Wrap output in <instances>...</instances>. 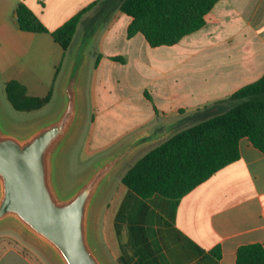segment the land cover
<instances>
[{
    "label": "crops",
    "instance_id": "0c3cea01",
    "mask_svg": "<svg viewBox=\"0 0 264 264\" xmlns=\"http://www.w3.org/2000/svg\"><path fill=\"white\" fill-rule=\"evenodd\" d=\"M98 1L77 32L104 0H0L4 85L16 80L29 96L43 98L52 90L54 94L68 51L52 32ZM21 3L48 33L20 30L16 11ZM132 21L119 10L114 12L98 39V53L86 79V144L92 158L227 99L264 76V0H220L206 16L205 26L174 46L153 48L141 34L129 38ZM119 26L124 40L146 48L148 59L141 64L148 82L139 89L141 103H133L131 93L122 95L107 74L136 60L114 48ZM124 175L110 189L99 218L100 245L113 264H237L240 247H264V153L248 138L240 141L237 162L178 200L161 195L142 198L122 183ZM4 231L0 264H53L18 231Z\"/></svg>",
    "mask_w": 264,
    "mask_h": 264
},
{
    "label": "water",
    "instance_id": "95a60500",
    "mask_svg": "<svg viewBox=\"0 0 264 264\" xmlns=\"http://www.w3.org/2000/svg\"><path fill=\"white\" fill-rule=\"evenodd\" d=\"M122 1L103 2L76 33L57 86L62 103L54 120L45 123L40 116L9 130L0 119V231H18L53 264H113L98 235L101 208L113 184L145 151L217 113L196 112L137 136L91 161L76 188L66 183L65 150L87 127L84 88L94 50Z\"/></svg>",
    "mask_w": 264,
    "mask_h": 264
},
{
    "label": "trees",
    "instance_id": "16d2710c",
    "mask_svg": "<svg viewBox=\"0 0 264 264\" xmlns=\"http://www.w3.org/2000/svg\"><path fill=\"white\" fill-rule=\"evenodd\" d=\"M219 1L123 0L119 11L133 19L128 27V37L141 34L151 47L156 48L174 46L184 37L202 29L206 16ZM99 3L101 1L88 5L52 32L54 40L65 53L71 47L84 16ZM16 14L20 30L49 32L26 4H19ZM114 60L126 62L124 57H114ZM60 70L61 67L55 79ZM5 89L12 107L22 113L42 110L53 97V90L43 98L29 96L26 87L16 80L8 82ZM209 109L217 113L149 151L125 173L122 183L142 198L161 195L178 200L218 171L237 162L243 138H248L264 153V76L242 87L229 98L198 112ZM237 264H264L263 245L240 247Z\"/></svg>",
    "mask_w": 264,
    "mask_h": 264
},
{
    "label": "rangeland",
    "instance_id": "374dc122",
    "mask_svg": "<svg viewBox=\"0 0 264 264\" xmlns=\"http://www.w3.org/2000/svg\"><path fill=\"white\" fill-rule=\"evenodd\" d=\"M86 19L85 21H87ZM118 37L114 41L113 45L116 50L121 52H128L131 55L136 57V60L129 66L118 67L114 70H109L107 73L112 80L114 81V86L119 87L120 93L122 95H128L131 93L133 103H141L140 92L139 89L141 86L148 82V77H146V69L145 66L141 64V61L145 62V59H148V55L146 54L145 46L141 45L138 42L128 43L121 36L122 27L119 26L118 29ZM98 45L94 50V54L98 53ZM68 53L66 55V59L68 57ZM14 61L19 63V56L15 54ZM159 61V60H155ZM150 80V79H149ZM5 79L4 77L0 78V119L5 128L9 130H17L18 126H26L27 123H34L38 120V117H42L43 122H49L50 120H54L60 111V106L62 103V98L58 95L57 92H54L52 100L50 103L44 107L40 111L32 112V113H22L16 111L7 98V93L5 89ZM22 128V127H19ZM85 133L79 138L78 141L74 142L72 146L66 148L65 152L68 158L67 164V173H64V177H66V183H69L71 186L73 184V188H76L79 185V180L86 174L88 168L92 165L91 161L95 160L97 157H93L91 155V151L89 150L86 144L87 134L89 132V125H87ZM71 148V149H70ZM61 152H59L60 154ZM63 155V154H62ZM69 155V156H68ZM125 169V168H124ZM123 169V170H124ZM121 171V170H120ZM118 170V172H120ZM122 173V172H121ZM76 182V183H75ZM110 217V214L108 215ZM108 218V217H107ZM5 234V231H0L1 234ZM108 233V232H107ZM108 239H106L107 241Z\"/></svg>",
    "mask_w": 264,
    "mask_h": 264
}]
</instances>
